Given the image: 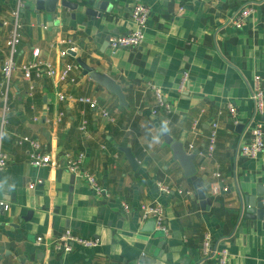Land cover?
I'll list each match as a JSON object with an SVG mask.
<instances>
[{
	"label": "crops",
	"instance_id": "obj_1",
	"mask_svg": "<svg viewBox=\"0 0 264 264\" xmlns=\"http://www.w3.org/2000/svg\"><path fill=\"white\" fill-rule=\"evenodd\" d=\"M69 1L77 7L59 0L50 12L25 0L22 40L13 56L17 68L7 86L2 66L11 55L7 39L18 0H0V148L8 156L0 172V264H149L145 258L158 264H217L201 254L205 234L229 250V264H264V228L246 221L242 211L244 197L264 194V150L256 157L240 151L255 123L264 131V113H256L251 99L255 81L264 86V0ZM103 3L98 16L86 12ZM138 3L150 11L143 44L112 50L110 36L134 28L131 12ZM246 5L255 12L236 28L230 20ZM70 45L76 55L72 50L63 55ZM35 48L55 67V76L35 71L30 80L23 76L21 66L34 59ZM77 58L112 76L126 104L85 74ZM68 64L72 69L62 78ZM151 85L162 89L169 112L157 107ZM79 97L94 99L110 117ZM229 103L236 105V117ZM165 122L171 131L158 144L154 138ZM213 122L219 128L209 153ZM25 137L39 140L52 163L33 165ZM168 137L197 152L204 207L193 180L173 158ZM79 152L103 195L93 194L85 179L67 169L65 155ZM214 182L229 190L213 194ZM154 204L163 207L168 236L152 219L142 220L140 208ZM68 230L100 244L54 252L51 242Z\"/></svg>",
	"mask_w": 264,
	"mask_h": 264
},
{
	"label": "built area",
	"instance_id": "obj_2",
	"mask_svg": "<svg viewBox=\"0 0 264 264\" xmlns=\"http://www.w3.org/2000/svg\"><path fill=\"white\" fill-rule=\"evenodd\" d=\"M25 7V0H18V5L14 11H12V22L13 27L10 31V34L7 39V45L11 49V55L7 57L2 66V77L3 82L8 86L10 80L12 79L13 72L17 68V63L14 60V54L18 51V47L21 44V32H20V24L19 17L21 10ZM255 12V8L252 5H246L240 8L235 15L231 18L230 23L236 28H242L249 18ZM150 18L149 7L144 3L136 4L131 12V21L134 24V28L124 35H112L109 38L110 46L112 50L116 51L118 49L123 48H137L140 47L145 39V30L147 29V25ZM63 42L72 44L71 40H63ZM69 50L74 51L73 45H70L66 49H64L61 53L64 55ZM34 59L29 63L23 64L21 66V70L23 72V76L30 80L32 78V72L35 71L37 76H55L56 70L52 63L42 60L40 58V49L35 48L33 50ZM72 66L66 65L65 69L62 72V78H65L68 73L71 71ZM187 80V75L183 77L182 85L184 86ZM151 88L154 92L157 107L163 108L165 111H170V106L165 99L164 93L160 87L156 85H151ZM251 99L254 103L256 113L263 114L264 113V86L257 79L254 83L251 93ZM78 100L80 102L89 103L91 107L94 109H100V112L106 116L110 117L109 113L101 109L98 103L89 97H79ZM228 110L232 117H236L237 107L233 103L228 104ZM158 112V108L153 109V114ZM196 124V121H195ZM211 135L209 137V153H212L215 148V143L217 140L218 134V124L216 122L212 123ZM84 129V126L81 127ZM26 142H29L31 145L30 151V162L35 166H43L52 163V157L47 152L43 151V145L37 139H32L29 137H25L22 139ZM264 150V131L262 125L260 123H255L251 128V136L249 141L241 145L240 151L243 155L249 157H256ZM85 154L83 152H79L76 155L67 153L65 155V165L67 169L75 175H78L85 179L89 186L92 188L93 194L97 196L103 195V191L99 183L97 182L96 177L87 171L83 166ZM8 156L2 151L0 148V172L4 170L7 165ZM218 180H223L219 173H214ZM41 182V181H39ZM221 182V181H220ZM35 183L30 187L34 188ZM161 191L168 193L169 188L164 185H159ZM224 191L227 192L229 189L227 186H223L220 189L219 183L214 182L212 184V193L218 194L219 192ZM1 207L5 211L9 209V206L1 203ZM123 209L126 212H129V206L127 204H123ZM142 220L146 221L148 219H152L155 222V227L158 232H162L164 236L169 235V228L166 224L164 210L161 205H145L140 208ZM37 242L41 244L43 242L42 238H38ZM100 241L98 239H85L76 234H74L71 230L64 232L61 236L56 238L51 242V248L56 253H72L75 248L80 247L84 249H91L99 246ZM201 254L206 259H215L217 264H229L230 252L226 248L219 249L216 244H214L211 236L209 234H205L202 241L201 246Z\"/></svg>",
	"mask_w": 264,
	"mask_h": 264
},
{
	"label": "water",
	"instance_id": "obj_3",
	"mask_svg": "<svg viewBox=\"0 0 264 264\" xmlns=\"http://www.w3.org/2000/svg\"><path fill=\"white\" fill-rule=\"evenodd\" d=\"M59 0H34L38 9L46 8L47 11H55L56 4ZM47 5V6H46ZM62 6L70 7L75 9L77 7L76 3H73L69 0H62ZM101 10H105V4L103 3L100 8L96 11L93 8H88L86 12L93 16H98L101 13ZM70 53L76 55L75 51H70ZM78 63L83 68L85 74H89L96 82L100 85L107 88L113 94L117 95L121 103L126 104L125 95L122 91L121 86L117 81L107 73H102L95 70L93 67L89 66L81 58H77ZM167 143L170 145V148L173 152V158L180 163L183 167L185 175L191 177L193 180L194 186L197 188L199 199L202 201V205L207 204V196L202 188L203 183L201 179L197 176V166L195 163V158L197 152L189 153L185 150L183 144L180 141H174L170 137L167 138ZM128 152V157L131 163L134 166H137V161L130 153V150L125 149ZM242 211L246 221L258 222L261 223L264 228V194L246 196L242 199ZM144 263L149 264H158L157 260L150 258H145L142 260Z\"/></svg>",
	"mask_w": 264,
	"mask_h": 264
},
{
	"label": "clouds",
	"instance_id": "obj_4",
	"mask_svg": "<svg viewBox=\"0 0 264 264\" xmlns=\"http://www.w3.org/2000/svg\"><path fill=\"white\" fill-rule=\"evenodd\" d=\"M163 132L160 133L159 135H157L154 139L156 141V143H160L161 142V137L165 134V133H169L171 130L170 128L168 127V124L165 122L163 125Z\"/></svg>",
	"mask_w": 264,
	"mask_h": 264
}]
</instances>
